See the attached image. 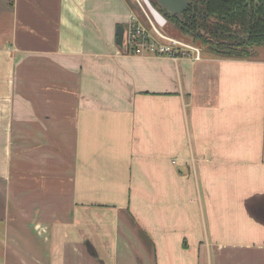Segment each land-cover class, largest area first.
Returning <instances> with one entry per match:
<instances>
[{"label":"crops","instance_id":"0c3cea01","mask_svg":"<svg viewBox=\"0 0 264 264\" xmlns=\"http://www.w3.org/2000/svg\"><path fill=\"white\" fill-rule=\"evenodd\" d=\"M131 9L0 0V264H264V56L133 54Z\"/></svg>","mask_w":264,"mask_h":264},{"label":"trees","instance_id":"16d2710c","mask_svg":"<svg viewBox=\"0 0 264 264\" xmlns=\"http://www.w3.org/2000/svg\"><path fill=\"white\" fill-rule=\"evenodd\" d=\"M169 23L214 54L250 57L264 44V0H188Z\"/></svg>","mask_w":264,"mask_h":264},{"label":"built area","instance_id":"2783aa9c","mask_svg":"<svg viewBox=\"0 0 264 264\" xmlns=\"http://www.w3.org/2000/svg\"><path fill=\"white\" fill-rule=\"evenodd\" d=\"M134 2L136 9H131L125 25V51L146 56H167L173 60L201 58V45L171 33L167 28V16L151 0Z\"/></svg>","mask_w":264,"mask_h":264},{"label":"water","instance_id":"95a60500","mask_svg":"<svg viewBox=\"0 0 264 264\" xmlns=\"http://www.w3.org/2000/svg\"><path fill=\"white\" fill-rule=\"evenodd\" d=\"M164 14L181 16L188 5V0H155ZM125 26L121 23L116 25L115 41L123 50H126L125 42L123 41Z\"/></svg>","mask_w":264,"mask_h":264},{"label":"rangeland","instance_id":"374dc122","mask_svg":"<svg viewBox=\"0 0 264 264\" xmlns=\"http://www.w3.org/2000/svg\"><path fill=\"white\" fill-rule=\"evenodd\" d=\"M151 2L158 8V9H160V10H162L161 8H160V6L158 5V3L155 1V0H151ZM129 3H130V5H131V7L132 8H134V9H136V4H135V2H134V0H129ZM163 11V10H162ZM167 28H168V30L171 32V33H173V34H176V35H179L180 37H184V38H187V39H191V37H189L188 35H186V34H183L176 26H175V24H173V23H168L167 24ZM197 43V42H196ZM200 45V44H199ZM203 48L204 47H202V50H203ZM256 51V50H255ZM254 54H256V55H261V56H264V52L262 51V53L261 52H259V51H256Z\"/></svg>","mask_w":264,"mask_h":264},{"label":"flooded vegetation","instance_id":"af4514ba","mask_svg":"<svg viewBox=\"0 0 264 264\" xmlns=\"http://www.w3.org/2000/svg\"><path fill=\"white\" fill-rule=\"evenodd\" d=\"M262 45V44H261Z\"/></svg>","mask_w":264,"mask_h":264}]
</instances>
